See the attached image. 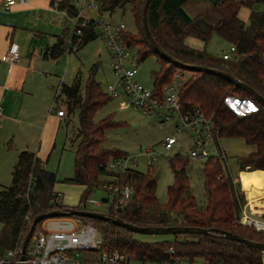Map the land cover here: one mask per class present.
<instances>
[{
    "label": "trees",
    "instance_id": "16d2710c",
    "mask_svg": "<svg viewBox=\"0 0 264 264\" xmlns=\"http://www.w3.org/2000/svg\"><path fill=\"white\" fill-rule=\"evenodd\" d=\"M145 1L99 0L100 12L113 14L131 6L137 32H125L123 38L129 47H139L141 62L151 56L156 57L158 69L152 72V76L154 87L160 90L173 79L178 67L156 53L147 38L142 23ZM190 1H151L148 24L154 40L180 62L229 73L264 98V13L256 8L258 4L264 5V0H203L208 7L196 10L194 16L187 9ZM56 6L70 16L77 13L76 0H61ZM243 8L249 9L246 21L240 14ZM96 27L92 20L84 28L80 49L98 37ZM214 34L235 45L236 53L231 59L218 58L206 50L186 44L189 36L207 44ZM68 36H61L54 46L46 50L45 56L56 59L65 54V38ZM94 70L95 67L90 71L84 94L77 76L72 84H61L55 98L66 104L69 113H78L77 140H71L74 143V175L63 182L84 187L79 205L70 207L59 203L55 192L59 182L57 174L49 171L45 167L46 162L35 152H19L12 168L11 184L2 186L0 190V255L21 240L22 233L26 231V217L33 220L42 213L79 208L88 195L106 185L105 178L112 175L108 170L109 161L127 155L122 154L123 151L103 147L108 130L117 128L121 123L110 117L95 120L97 111L112 98L102 91L100 83L95 80ZM230 95L239 96L241 100L251 99L256 104V110L246 115L237 114L227 104ZM180 96L183 111L200 108L212 117L215 131L222 138H242L247 145L254 147L253 151L238 158L239 172L264 173V107L254 97L222 76L204 71L191 72ZM188 163L186 155L170 157L174 182L168 187L167 202L157 197L158 180L150 170L143 173L129 169L119 176V180L121 184L133 186L132 199L120 211L110 208L106 214L138 226H189L214 232L208 235L177 234L172 239L148 242L139 240L135 233L111 222L81 217L100 231L102 249L125 251L135 259L151 264L174 263L176 259L188 262L201 260L202 264H264V251L221 235L222 231H227L264 243V231H256L239 222L245 204L240 183H236L220 162L206 161L203 174L207 204L202 210L196 197L189 193ZM41 223L37 225L36 232L40 230Z\"/></svg>",
    "mask_w": 264,
    "mask_h": 264
},
{
    "label": "built area",
    "instance_id": "2783aa9c",
    "mask_svg": "<svg viewBox=\"0 0 264 264\" xmlns=\"http://www.w3.org/2000/svg\"><path fill=\"white\" fill-rule=\"evenodd\" d=\"M28 3L29 0H3L6 9L17 4L28 5ZM76 9L75 16L69 15V19L73 22V30L65 38L66 53L79 51L84 28L93 20L101 28L99 36L106 41L116 78L113 84L107 85L105 89L107 95L112 99L122 98L126 107L141 111L149 119H158L160 122L173 121L176 132L186 137L185 144L189 151L186 156L204 163L213 160L228 168V156L221 142L222 137L215 131L212 117L197 107L183 111L180 91L190 77L191 71L178 68L173 79L160 90L156 87L144 86L136 78L137 69L134 66H127V61L136 60V51H139L137 46L129 47L123 38V34L129 31L127 26L124 23L107 20L103 16L104 13L100 12L99 0H76ZM92 12L100 15L101 18H93L90 15ZM235 53L236 47L231 45L230 51L224 53L222 57L229 60ZM19 59L17 45L11 44L6 56L7 62L12 65ZM59 92L60 87L56 96ZM57 103L58 100L55 99L51 111H55L59 117L66 116L64 109ZM227 104L229 105L228 102ZM231 108L235 111L233 107ZM255 110L256 106L253 111ZM179 143L177 136H167L161 142L160 148L166 151L172 150ZM145 154L148 156L150 166L162 155L158 149L152 148L147 149ZM135 163L131 155L110 160L108 170L112 172V175L106 177V185L102 189L106 193L105 198L101 201L87 199L77 210H87L88 203L99 205L100 202L107 203L108 210L122 209L126 206L134 195V188L129 183L121 184L119 176L132 169L131 164ZM57 194L58 202L62 203V195ZM78 205L79 203L75 207ZM32 221L29 216L26 217V231L22 233L21 240L14 248L0 255V264H21L22 262L24 264H150L135 259L125 251L103 250L100 231L93 224L84 222L80 216L76 215L42 221V230L41 228L38 232L35 230L26 258L22 261V245ZM240 223L254 227L258 231H264V209L257 210L256 207L253 209L251 203L244 204ZM171 251L173 252V249ZM180 261L176 259L174 263H166L179 264Z\"/></svg>",
    "mask_w": 264,
    "mask_h": 264
},
{
    "label": "rangeland",
    "instance_id": "374dc122",
    "mask_svg": "<svg viewBox=\"0 0 264 264\" xmlns=\"http://www.w3.org/2000/svg\"><path fill=\"white\" fill-rule=\"evenodd\" d=\"M190 2L191 3L187 5V9L191 16H194L196 10L202 11L208 7V3L203 0H191ZM256 8L264 13L263 4H258ZM130 9L131 6H127L125 11L117 10L113 14L104 12L103 16L107 20L124 23L129 30L128 33L134 34L137 32V26L134 23ZM240 14L243 18L248 20L249 9L243 8ZM90 15L96 19L101 18V16L95 12L90 13ZM96 31L98 37L95 40L89 42L79 51L71 53V55L75 57L77 71L74 73L72 69L70 70V75L72 78L69 80H71L70 82L72 83V79L74 80L75 77L78 76L81 81V90L83 94L85 92V85L90 75V71L93 67H95V80L100 83L103 92L105 91L107 85L113 84L116 79L111 65V56L108 51L106 41L99 36L101 33L100 26L96 27ZM186 44L195 49L206 50L218 58H221L224 53L229 52L231 47V44L216 34L212 36L207 44H205L200 39L191 36L186 38ZM135 50L136 49H134V51ZM135 56L137 57L136 60L132 59L131 61H127V66H134L137 69L138 72L136 78L140 83L148 88H153L154 78L152 76V72L158 69L156 57L151 56L145 61L141 62L139 60L138 51H136ZM227 98L229 105L233 107L240 115L250 114L255 109L254 105L256 104L251 99H246L243 101L239 99V96L234 95H230ZM57 105L64 109L66 116L61 121V126L58 130L56 139L52 142L48 149V154L46 157L47 163L45 167L49 171L55 172L57 174L59 182L56 188L58 191L64 194L66 206H73L80 202L84 189L80 185L66 183L63 182V180L74 175V143H72L71 140H74L75 138L77 140L76 136L79 129L78 113H69L66 104L61 100L58 101ZM107 117H110L112 120L121 124H119L117 128L108 130L103 147L120 150L123 151L122 154H127L125 156L131 155L134 157V161L136 163L131 164V166L140 172L146 173L148 170H150L152 175H155L158 180L156 191L157 197L162 202H167L168 187L174 182V172L169 164V159L178 153L184 155L188 154V147L185 144L186 137L176 132L173 121L160 122L158 119H149L143 115L141 111L126 107L122 98L111 99V101L103 105L97 111L95 120L98 121ZM171 135L177 136L180 140V143L177 144L172 150L166 151L163 148H160L161 142L167 136ZM221 142L228 156V168H226V171L230 172V175L234 177L236 183H240L245 204L250 203L247 198L245 183H243V176L251 173L239 172L238 158L253 151L254 147L247 145L242 138L237 137H224L222 138ZM54 143L55 147H52ZM149 148L158 149L162 154L156 162H153L152 166L149 165L148 156L145 154V151ZM203 165L204 161L194 160L191 158H189V163L187 165V171L191 185L189 193L196 197L199 208L202 210L206 208L207 204ZM1 173L5 181L0 182V185H10L12 182L11 171L4 170ZM6 181H9V183ZM105 195L106 193L99 188L88 195L87 199L101 201L105 198ZM256 204H251L253 209L254 207H256L257 210L264 209V197L260 198ZM87 210L105 213L108 210V204L105 202H100L99 205L88 203ZM1 228L2 224L0 223V229ZM135 237L139 240L151 242L163 239H172L173 235L135 234ZM179 264H202V261L197 260L195 262H188L182 260Z\"/></svg>",
    "mask_w": 264,
    "mask_h": 264
},
{
    "label": "crops",
    "instance_id": "0c3cea01",
    "mask_svg": "<svg viewBox=\"0 0 264 264\" xmlns=\"http://www.w3.org/2000/svg\"><path fill=\"white\" fill-rule=\"evenodd\" d=\"M59 1L29 0L28 5L6 9L0 0V182L5 181L1 173L4 170L11 171L12 178V168L23 150L35 152L47 163L48 149L65 118L51 107L60 85L71 83L70 70L77 71L75 57L71 53L56 59L45 56L47 49L73 30L67 12L56 6ZM11 44L17 45L20 53V59L12 65L6 60ZM253 174L262 176L264 191V173L243 176L248 201L255 205L264 195L254 196L247 180ZM56 186L55 192L62 195L66 205L64 194Z\"/></svg>",
    "mask_w": 264,
    "mask_h": 264
},
{
    "label": "water",
    "instance_id": "95a60500",
    "mask_svg": "<svg viewBox=\"0 0 264 264\" xmlns=\"http://www.w3.org/2000/svg\"><path fill=\"white\" fill-rule=\"evenodd\" d=\"M152 0H146L145 5L143 8V13H142V23H143V28L144 32L151 43L152 47L154 48L155 52L158 53L163 59L166 61L174 64L176 67L191 71V72H208L211 74H216L219 76H222L223 78L227 79L231 83L235 84L236 86L242 88L246 92H248L254 99L261 104L264 107V98L257 93L252 87H250L248 84H246L243 81H240L233 75L226 73L224 71H221L219 69H214L202 65H194V64H186L183 62H180L179 60L175 59L173 56L168 54L166 51H164L159 44L154 40L150 29H149V24H148V11H149V6ZM121 209H119L120 211ZM80 216V217H87L91 219H97V220H103L106 222H111L112 224L122 227L132 233L135 234H151V235H177V234H193V235H208L214 232V230H209L205 228H200V227H189V226H138L134 225L128 222H125L119 218H111L108 216L106 213L103 212H97V211H89V210H77V209H70V210H56V211H51L47 213H42L35 217L32 221V224L24 238L23 245H22V255H21V260H25L26 254H27V249L30 244V241L33 237V234L36 230V227L39 223L46 219L50 218H56V217H64V216ZM221 235L223 237H226L230 240L240 242L242 244H245L249 247L257 248L262 251H264V243L263 242H256L252 241L244 236L238 235V234H233L231 232L227 231H222ZM21 264H24L23 262Z\"/></svg>",
    "mask_w": 264,
    "mask_h": 264
},
{
    "label": "bare ground",
    "instance_id": "6f19581e",
    "mask_svg": "<svg viewBox=\"0 0 264 264\" xmlns=\"http://www.w3.org/2000/svg\"><path fill=\"white\" fill-rule=\"evenodd\" d=\"M247 180L251 188L253 189L254 196L260 197L261 195H264V191L262 189V176L259 174H253L250 176H247Z\"/></svg>",
    "mask_w": 264,
    "mask_h": 264
}]
</instances>
